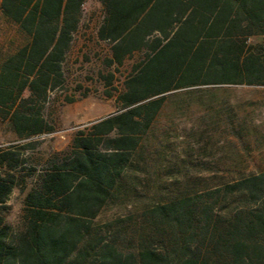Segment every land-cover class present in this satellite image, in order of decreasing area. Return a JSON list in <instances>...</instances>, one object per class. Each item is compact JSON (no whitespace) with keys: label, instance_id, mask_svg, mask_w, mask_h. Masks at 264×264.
Listing matches in <instances>:
<instances>
[{"label":"trees","instance_id":"16d2710c","mask_svg":"<svg viewBox=\"0 0 264 264\" xmlns=\"http://www.w3.org/2000/svg\"><path fill=\"white\" fill-rule=\"evenodd\" d=\"M85 1L0 0L2 19L22 37L0 52V121L19 139L53 131L41 110L63 86ZM95 1L102 9L96 37L110 51L104 66L143 56L116 97L120 111L77 131L64 157L38 175L18 231L4 211L21 162L14 148L0 149V264H264V173L150 206L133 252L119 250L117 231L98 240L87 224L115 197L135 136L165 95L199 85H264V0ZM101 77L111 85L112 73Z\"/></svg>","mask_w":264,"mask_h":264},{"label":"rangeland","instance_id":"374dc122","mask_svg":"<svg viewBox=\"0 0 264 264\" xmlns=\"http://www.w3.org/2000/svg\"><path fill=\"white\" fill-rule=\"evenodd\" d=\"M102 9L86 0L78 31L62 65L64 83L41 110L53 127L26 139L17 138L8 121H0V149L14 148L21 166L12 171L17 183L5 206V222L14 231L23 226L26 194L38 175L63 158L75 133L120 111L116 97L123 91L137 53L120 66L107 68L109 45L97 40ZM22 43L15 28L0 14V52ZM113 74L111 85L103 77ZM112 136V135H110ZM115 197L87 222L98 240L118 232L116 246L133 252L142 231V213L180 194H205L264 173V85L209 84L182 88L165 95L164 103L145 130L135 136ZM95 232V233H94ZM95 250L90 251L94 263Z\"/></svg>","mask_w":264,"mask_h":264}]
</instances>
